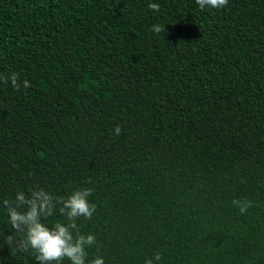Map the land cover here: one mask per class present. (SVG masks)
I'll return each instance as SVG.
<instances>
[{
	"label": "trees",
	"instance_id": "16d2710c",
	"mask_svg": "<svg viewBox=\"0 0 264 264\" xmlns=\"http://www.w3.org/2000/svg\"><path fill=\"white\" fill-rule=\"evenodd\" d=\"M12 73L19 90L0 81V264H37L4 243L15 233L2 206L37 186L93 189V217L76 222L96 236L89 259L264 264V0H0V76ZM233 199L252 206L242 215Z\"/></svg>",
	"mask_w": 264,
	"mask_h": 264
},
{
	"label": "clouds",
	"instance_id": "9594fccd",
	"mask_svg": "<svg viewBox=\"0 0 264 264\" xmlns=\"http://www.w3.org/2000/svg\"><path fill=\"white\" fill-rule=\"evenodd\" d=\"M200 10L205 8L223 9L227 7L228 0H195ZM148 8L158 12L160 6L157 3H149ZM154 33L164 32L163 25L156 24L150 29ZM10 79L13 88L19 90L17 83L18 74L12 73L6 78L0 76V81L8 82ZM23 87H31L25 80ZM116 135L121 133L117 125L114 129ZM93 189L79 188L70 192L66 197L56 198L44 188L36 187L26 194L17 191L14 199L2 201L6 211L7 222L15 234L4 237V243L12 247L13 251L31 250L35 254L37 264H105L102 256L88 258L87 249L97 243L94 234H81L77 220L83 217L91 219L96 211V205L89 201ZM232 205L238 208L243 215L252 206L247 199H233ZM58 212L64 217L65 223L55 222L51 227L43 220ZM162 255L156 252L152 257L145 259L144 264H159Z\"/></svg>",
	"mask_w": 264,
	"mask_h": 264
}]
</instances>
